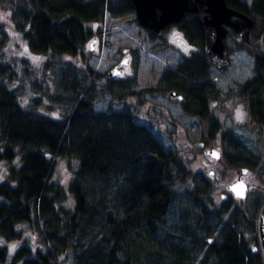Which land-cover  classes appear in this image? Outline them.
<instances>
[{"label":"trees","instance_id":"16d2710c","mask_svg":"<svg viewBox=\"0 0 264 264\" xmlns=\"http://www.w3.org/2000/svg\"><path fill=\"white\" fill-rule=\"evenodd\" d=\"M226 2L264 20V0ZM0 7L9 8L28 48L47 54L43 67L53 70L52 83L38 84L41 93L24 105L11 85L15 69L0 54V162L5 163L0 239L18 240L26 223L42 242L35 247L20 243L14 251L0 244V264H264L255 218L258 199L252 201L251 216L235 209L227 215L226 202L212 205L209 181L165 149L126 104L116 107L138 93L133 78L104 77L84 61L58 63L62 55L80 52L93 33L88 23L101 21L105 12L114 17L134 12L131 0H0ZM176 25L199 47L175 67L164 68L149 90H177L182 109L205 118L211 138L220 124L209 114L208 100L219 89L209 78L212 64L202 50V30L192 13ZM254 30L255 25L250 39ZM0 33H6L2 21ZM243 45L253 54V73L238 91L248 121L260 126L264 50L240 40ZM44 94L50 113L37 108ZM106 95L110 101L96 108ZM221 134L234 151L222 152L228 164H256L229 130ZM54 155L77 161L66 186L49 179ZM188 178L192 184L182 194L175 183ZM68 194L71 207L63 204ZM242 225L255 232L254 244L245 239ZM62 253L68 258L63 263Z\"/></svg>","mask_w":264,"mask_h":264},{"label":"rangeland","instance_id":"374dc122","mask_svg":"<svg viewBox=\"0 0 264 264\" xmlns=\"http://www.w3.org/2000/svg\"><path fill=\"white\" fill-rule=\"evenodd\" d=\"M0 15L4 17L0 21L6 32L0 33V54L15 69L16 77L11 85L15 87L20 102L28 105L33 102L36 95L41 93L42 88L38 89V84L45 86L52 83L53 70L43 67L47 54L34 52L28 48L21 32L13 26L9 8L0 7ZM251 16L254 18L255 30L250 42L254 48L264 50V20L253 13ZM88 25L92 27L93 33L80 52L75 56L64 54L58 63L71 59L83 65L84 61L95 70L103 72L106 77L109 68L125 55L122 51L125 49L130 58L129 66L117 78H133L135 81L133 88L138 93L129 94L124 102L115 103L116 107H121L122 103L126 104L140 122L151 128L165 149L179 155L192 173L206 178L210 184L212 205L220 206L226 202L227 215L235 209L244 215L251 216L252 201L258 199L260 205L255 215L258 228L259 213L264 206V123L256 126L248 121L245 103L239 95V84L253 73V54L247 46H239L241 39L237 33L234 35L231 31L225 38L228 45V65L220 68L211 65L209 69V78L219 89V93L208 100L209 114L217 118L220 124V128L210 138L205 118L187 114L182 109L178 98L170 96L168 90H149L157 85L164 68L175 67L179 60L199 47L196 42L186 37L178 25H168L160 34L151 36L147 29L139 25L135 12L115 17L105 12L101 21L88 23ZM92 39H94L93 50H90L89 42ZM48 89L53 90V85H49ZM108 101H110L109 96L106 95L95 103V107L104 108ZM49 102H51L50 99L44 94L37 108L50 113L51 110H48L46 106L50 104ZM55 106L60 108L62 105ZM238 110L243 112L242 119L237 118ZM225 129L231 132L245 150L254 155L256 160L254 166L230 165L225 161L222 152L224 150L234 152L228 140L222 137L221 130ZM209 147L219 148L221 159L215 160L206 155L205 149ZM52 159L53 165L49 179L66 186L77 166L76 159L60 155H54ZM241 166L248 167V173L243 177L248 182L249 190L243 199L234 198L227 190V184L236 178ZM4 174L5 163L0 162V178ZM191 184L192 180L188 178L183 182H176L175 188L183 194V191ZM71 199L68 194L64 200V206L71 207ZM182 199L184 202L185 199ZM241 228L249 244H254L255 232L245 229L243 225ZM21 229L22 237L18 240L0 239L8 245L10 251H12L10 245L13 243L16 246L20 243L31 247L42 245L41 235L36 228L23 223ZM257 235L259 236V232ZM58 259L63 263L68 258L62 253Z\"/></svg>","mask_w":264,"mask_h":264},{"label":"water","instance_id":"95a60500","mask_svg":"<svg viewBox=\"0 0 264 264\" xmlns=\"http://www.w3.org/2000/svg\"><path fill=\"white\" fill-rule=\"evenodd\" d=\"M131 2L139 25L155 34H160L168 25L177 24L185 13H192L202 30L203 53L212 65L219 68L229 63L225 48L227 33L235 32L242 41L249 42L255 25L252 16L229 6L226 0H131ZM93 43L94 39L89 42L90 50H93ZM128 66L129 55L125 54L109 68L108 76L117 77L122 71L128 69ZM168 93L179 100L182 98L175 89L169 90ZM205 154L215 160L221 159L222 156L221 150L217 147L205 149ZM247 173L248 167H240L236 178L227 184V190L234 198L246 197L249 185L243 175ZM240 185L243 187L241 188ZM259 214V245L264 250V206ZM209 241H212V238H209Z\"/></svg>","mask_w":264,"mask_h":264},{"label":"snow or ice","instance_id":"6c2138e0","mask_svg":"<svg viewBox=\"0 0 264 264\" xmlns=\"http://www.w3.org/2000/svg\"><path fill=\"white\" fill-rule=\"evenodd\" d=\"M0 19H4V17L2 15H0ZM186 50H187V48H186ZM34 59L38 60L39 58H34ZM237 118L238 119H242L243 118V112H242V110H238V112H237ZM240 187L242 188L243 186L240 185ZM233 190H235V189H233ZM238 194H241V193H238ZM15 247H16L15 245L12 246V250L13 251L15 250Z\"/></svg>","mask_w":264,"mask_h":264},{"label":"clouds","instance_id":"9594fccd","mask_svg":"<svg viewBox=\"0 0 264 264\" xmlns=\"http://www.w3.org/2000/svg\"><path fill=\"white\" fill-rule=\"evenodd\" d=\"M4 242H3V240H0V244H3ZM13 245H15L16 246V244L15 243H13L12 245H10V247H12Z\"/></svg>","mask_w":264,"mask_h":264},{"label":"flooded vegetation","instance_id":"af4514ba","mask_svg":"<svg viewBox=\"0 0 264 264\" xmlns=\"http://www.w3.org/2000/svg\"><path fill=\"white\" fill-rule=\"evenodd\" d=\"M124 53L127 54V55H129V54L127 53V51H125ZM129 59H130V58H129Z\"/></svg>","mask_w":264,"mask_h":264}]
</instances>
